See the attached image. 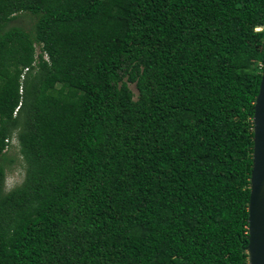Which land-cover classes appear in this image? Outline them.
<instances>
[{
    "label": "trees",
    "instance_id": "trees-1",
    "mask_svg": "<svg viewBox=\"0 0 264 264\" xmlns=\"http://www.w3.org/2000/svg\"><path fill=\"white\" fill-rule=\"evenodd\" d=\"M263 65L264 0H0V264H248Z\"/></svg>",
    "mask_w": 264,
    "mask_h": 264
},
{
    "label": "water",
    "instance_id": "water-1",
    "mask_svg": "<svg viewBox=\"0 0 264 264\" xmlns=\"http://www.w3.org/2000/svg\"><path fill=\"white\" fill-rule=\"evenodd\" d=\"M253 149L247 206L248 264H264V65L253 106Z\"/></svg>",
    "mask_w": 264,
    "mask_h": 264
},
{
    "label": "rangeland",
    "instance_id": "rangeland-1",
    "mask_svg": "<svg viewBox=\"0 0 264 264\" xmlns=\"http://www.w3.org/2000/svg\"><path fill=\"white\" fill-rule=\"evenodd\" d=\"M9 25H19L29 30L28 28L31 26V18L23 14L22 16H19L15 20L11 21ZM35 48L36 53H39V45H35ZM129 87L134 95H136L137 90L135 85L131 83L129 84ZM5 157L6 159L3 160V162L6 164L4 185L5 190H8L21 182L25 172V164L19 153L18 142L15 138L10 141L8 148L5 151Z\"/></svg>",
    "mask_w": 264,
    "mask_h": 264
},
{
    "label": "clouds",
    "instance_id": "clouds-1",
    "mask_svg": "<svg viewBox=\"0 0 264 264\" xmlns=\"http://www.w3.org/2000/svg\"><path fill=\"white\" fill-rule=\"evenodd\" d=\"M8 148V147H7Z\"/></svg>",
    "mask_w": 264,
    "mask_h": 264
}]
</instances>
